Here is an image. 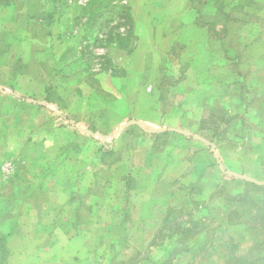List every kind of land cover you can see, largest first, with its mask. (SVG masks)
I'll use <instances>...</instances> for the list:
<instances>
[{"label":"rangeland","instance_id":"rangeland-1","mask_svg":"<svg viewBox=\"0 0 264 264\" xmlns=\"http://www.w3.org/2000/svg\"><path fill=\"white\" fill-rule=\"evenodd\" d=\"M0 264H264V0H0Z\"/></svg>","mask_w":264,"mask_h":264}]
</instances>
